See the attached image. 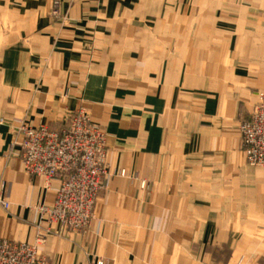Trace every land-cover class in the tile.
<instances>
[{
	"label": "crops",
	"instance_id": "obj_1",
	"mask_svg": "<svg viewBox=\"0 0 264 264\" xmlns=\"http://www.w3.org/2000/svg\"><path fill=\"white\" fill-rule=\"evenodd\" d=\"M214 5L0 0V238L36 246L48 264H264V167L246 163L237 138L219 144L256 83L236 67L222 76L217 45L236 29L208 15ZM82 110L106 132L112 172L165 185L102 194L96 219L72 231L44 210L59 180L29 175L16 143L21 125L61 129ZM221 166L233 168L235 194L172 190Z\"/></svg>",
	"mask_w": 264,
	"mask_h": 264
},
{
	"label": "rangeland",
	"instance_id": "obj_2",
	"mask_svg": "<svg viewBox=\"0 0 264 264\" xmlns=\"http://www.w3.org/2000/svg\"><path fill=\"white\" fill-rule=\"evenodd\" d=\"M215 2L217 3V6L214 5V7H208V15H216L213 11L216 12V10H219V12H221L222 20H231V22H233L231 25L236 29L234 30V32L236 31V38L233 41L232 45H230L226 40L227 34L221 37L220 43L219 45H217L220 52L219 57L222 67V76H224L225 74L228 75L230 73V70L232 71L236 67L243 70L245 74L247 73L246 75L249 78L251 77L252 81L256 83V88L251 89L252 93L256 92V101H249L248 103L247 101H245V103L249 106V111H247V113H242L241 116L236 119V123L233 127L234 129L232 128L233 130L231 128L225 129L224 134L219 140V144L222 147H226L231 144L232 137L237 138V148L243 154V158H245L246 163L253 168H261L264 167V119L260 118L261 116L259 115L258 111L259 107L261 108L263 101L262 95L264 94V0H215ZM251 3L252 5L250 6L249 4ZM249 20L253 21L249 22ZM212 24L213 22L206 23V31L210 29V25ZM216 58L217 54L215 53V63L217 61ZM224 78L225 77H222V80ZM245 103H242V106L244 108H246ZM82 111L86 112L85 110ZM262 113L264 114V110H262ZM249 129L252 132V141L249 139L247 134ZM19 142L20 141H17L16 145ZM105 153V165L107 173L105 175L103 185L100 189H98L96 193L97 197L92 208L91 216L87 220L76 218V222H80L82 226L77 230L72 231H80L81 229L86 228L93 220L96 219V208L98 200L102 194H136V187L140 188L141 190H149V188L152 187L150 188V190L157 191L161 186L165 185L161 183L159 184V182L155 181L150 183L145 179L138 180L139 183H137L136 174L132 177L129 176L125 168H121L118 171L112 172L108 167L107 162V144L105 147ZM230 153L232 154V152ZM17 154L21 158L19 152H17ZM233 157L236 158V156L230 155V159ZM197 159H200L198 154L188 159V169L190 172L195 168L194 166H192V164L196 162L193 161ZM232 169V167L221 166L220 169H216V171L218 172L217 175H215L214 177L206 176V179H203L204 181L201 178L190 174L188 176L189 182L188 184H186L185 189H182L180 187V184L177 183L174 184L172 190L175 192L188 191L189 194H235V187L238 188L239 184L231 181V178H233ZM41 177L47 179L48 181L56 179H48L44 176ZM112 177H116L117 180L109 185L110 178ZM237 177L239 179L242 178L241 180L243 181L244 172H240V176L238 175ZM260 182L262 181H259V179L256 182L255 175H253L252 185H258ZM59 183L60 184L57 188L56 198L59 194V188L61 187V182L59 181ZM187 185H189V190ZM242 187H244V183L242 184ZM5 201L9 204L7 200ZM129 202L132 203L131 200ZM53 206H45L44 210L48 212V218L51 221H58L55 215L53 216ZM36 249L38 251V254L43 256L39 253L37 247ZM43 258H45L46 264H48L46 257L43 256Z\"/></svg>",
	"mask_w": 264,
	"mask_h": 264
},
{
	"label": "built area",
	"instance_id": "obj_3",
	"mask_svg": "<svg viewBox=\"0 0 264 264\" xmlns=\"http://www.w3.org/2000/svg\"><path fill=\"white\" fill-rule=\"evenodd\" d=\"M262 99L258 113L264 119V94ZM19 134L18 152L27 172L61 182L53 216L70 230H77L82 225L76 218H90L107 173L104 130L80 111L69 116L64 128L23 124ZM247 134L252 141L250 129ZM0 202L9 207L1 195ZM0 264H46V260L32 244L0 238Z\"/></svg>",
	"mask_w": 264,
	"mask_h": 264
}]
</instances>
